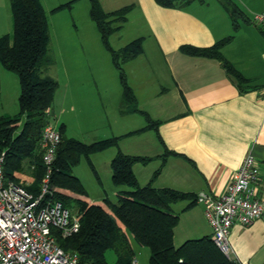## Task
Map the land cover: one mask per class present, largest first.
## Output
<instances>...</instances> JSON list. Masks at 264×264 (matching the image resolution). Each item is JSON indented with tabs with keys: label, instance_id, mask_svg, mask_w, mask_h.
Instances as JSON below:
<instances>
[{
	"label": "crops",
	"instance_id": "1",
	"mask_svg": "<svg viewBox=\"0 0 264 264\" xmlns=\"http://www.w3.org/2000/svg\"><path fill=\"white\" fill-rule=\"evenodd\" d=\"M99 1L105 11L132 4L127 15L138 14L143 23V31L132 39L142 38V52L123 64V69L136 98L138 111L135 112L146 113L156 128L136 132L148 124L146 120L139 127L104 135L120 136L117 146L102 152L107 175L111 176L109 164L118 151L151 156L153 158L146 164L132 165L140 185H145L162 165L153 181L155 187H169L194 196L199 191L217 196L223 192L244 156L251 153L261 171L257 193L264 198V26L251 20L255 12L264 8V0H231L243 13L236 21V30L221 0H195L186 7H165L155 0ZM11 30L9 0H0V36L11 34ZM229 35L231 39L220 51L244 77L242 84L232 78L216 58L179 50L182 44L211 46ZM141 59L146 61L150 76L138 70L136 64L129 66ZM128 73L132 74V79H128ZM6 75L0 66V94L2 77ZM95 77L100 83L95 95L98 94L101 101L111 95L108 96L111 98L109 109L118 111L122 95L120 82L115 80V93L109 94L108 79L98 73ZM66 81L71 88L66 104L73 112L81 111V120L85 122L93 107L90 101L95 103L94 93L88 86L83 88L84 84L74 77ZM102 106L105 110L107 104L102 103ZM18 110L12 114L1 111L0 115H14ZM49 110L51 119L56 117L64 121L65 135L71 137L63 107L51 105ZM165 148L176 155H168L162 164L159 156ZM127 189L114 186L111 201L116 200L119 191ZM170 208L179 215L173 230L175 246L188 239L211 236L202 203L185 198L171 203ZM133 247L139 252L144 246L133 242ZM229 248L238 264H264V222L257 219L243 225L234 221L229 232Z\"/></svg>",
	"mask_w": 264,
	"mask_h": 264
},
{
	"label": "trees",
	"instance_id": "2",
	"mask_svg": "<svg viewBox=\"0 0 264 264\" xmlns=\"http://www.w3.org/2000/svg\"><path fill=\"white\" fill-rule=\"evenodd\" d=\"M89 1V15L95 22L104 47L109 51L113 65L119 74L121 101L136 109V98L129 85L123 64L142 52V38H136L115 49L109 37L119 32L127 21L132 4L112 11H105L99 0ZM195 0H155L165 7H186ZM237 29V19L242 11L231 0H221ZM11 34L0 36V66L14 72L19 83L18 106L14 115H0V156L4 176L23 185L33 194H38L43 173L39 139L44 124L48 121L46 108L52 104L58 87L56 80L45 75L49 64V29L45 11L39 0H9ZM71 3L63 6L70 7ZM60 8L56 7L54 10ZM231 35L214 42L211 46L199 47L182 44L179 50L186 54L216 58L227 73L242 84L244 77L222 56L221 47ZM148 127L155 128L146 113H142ZM61 141L57 146L51 174V198L60 201L66 208H74L79 219V229L68 237L58 236L59 245L78 255V264H131L135 257L133 242L149 251V264H238L226 256L213 242L211 236L188 239L179 246L173 243V230L179 220L170 204L196 195L169 187H155L153 181L160 173V165L145 185H140L132 170L134 163L146 164L153 157L131 155L118 151L110 161L112 184L129 189L117 193L115 201L104 198L93 201L79 179L70 173L81 154L89 155L117 146L120 136L101 138L84 143L66 137L64 124L57 127ZM156 129V128H155ZM129 134L126 133L125 135ZM158 135V134H157ZM159 140H161L158 135ZM168 155L175 152L164 149L159 156L162 164ZM112 249L115 261L108 263L105 252Z\"/></svg>",
	"mask_w": 264,
	"mask_h": 264
},
{
	"label": "rangeland",
	"instance_id": "3",
	"mask_svg": "<svg viewBox=\"0 0 264 264\" xmlns=\"http://www.w3.org/2000/svg\"><path fill=\"white\" fill-rule=\"evenodd\" d=\"M43 7L49 29L48 56L49 64L44 68L45 75L58 81L52 106L63 107L64 118H67L68 133L71 137L84 143L106 138L104 135L109 133L124 132L133 127H139L145 123L144 115L132 111L131 104L120 102L118 111L109 109V97L101 101L99 95H95L100 90V83L95 77L96 73L107 80L109 94H114L115 80L119 82V74L113 65L109 51L104 47L100 33L95 22L89 15L88 0H39ZM71 3L70 7L63 6ZM60 8L54 10L56 7ZM128 21L124 27L109 37V42L114 48H119L132 40L137 33L143 31V23L138 14L127 15ZM136 64L138 70H142L145 75L150 76L146 61L141 59L129 66ZM128 70L130 67H126ZM7 77H2L3 87L0 94V112L6 111L10 114L18 110L19 83L17 75L3 68ZM49 72V73H48ZM128 79H132V74L128 73ZM77 79L82 87L88 86L93 91L95 103L89 109V117L82 122L81 111H72L66 104L67 94L71 88L66 79ZM116 84L118 85V83ZM116 85V86H117ZM81 86V85H80ZM69 89V90H68ZM109 96V97H108ZM81 100V98H80ZM73 101V99H71ZM102 103L107 104L105 110ZM89 105V103L87 102ZM87 105V106H88ZM116 114V115H115ZM55 117V116H54ZM116 118V119H115ZM52 123L57 127L64 124L61 118H52ZM68 134H66V137ZM104 151V150H103ZM103 151H98L89 155L81 154L78 162L73 165L70 173L75 175L88 195L93 200H100L101 197L110 199L113 195L114 185L111 176L107 175V166L103 163ZM112 200V199H110ZM75 212L74 208H70ZM141 248V247H139ZM135 249V258L140 264H147L148 249ZM108 263L115 261V254L112 249L105 252Z\"/></svg>",
	"mask_w": 264,
	"mask_h": 264
},
{
	"label": "built area",
	"instance_id": "4",
	"mask_svg": "<svg viewBox=\"0 0 264 264\" xmlns=\"http://www.w3.org/2000/svg\"><path fill=\"white\" fill-rule=\"evenodd\" d=\"M251 20L264 26V8ZM39 139L44 166L38 194L7 179L0 156V264H78L74 251L64 250L57 238L68 237L79 229L76 212L52 199L50 180L60 133L50 118ZM260 166L254 155L247 153L222 193L214 196L205 191L196 194L204 206V216L211 227L215 245L229 258V232L234 221L247 225L254 220L264 222V198L257 193ZM131 264H138L136 258Z\"/></svg>",
	"mask_w": 264,
	"mask_h": 264
}]
</instances>
